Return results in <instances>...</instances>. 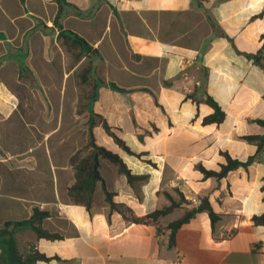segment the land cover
<instances>
[{"label": "crops", "instance_id": "0c3cea01", "mask_svg": "<svg viewBox=\"0 0 264 264\" xmlns=\"http://www.w3.org/2000/svg\"><path fill=\"white\" fill-rule=\"evenodd\" d=\"M65 1L58 22L97 51L87 57L94 113L141 157L112 151L133 174L149 176L137 196L118 168L101 160L113 201L142 217L168 203L164 192L178 199V189L199 202L195 207L208 199L219 219L213 224L207 212L197 213L171 244L166 227L186 206L161 218L157 231L113 211L101 184L90 207L73 201L70 159L78 139L66 144L57 127L43 126L50 115L32 119L29 104L31 116L18 113L36 67L47 63L45 28L58 37L59 3L0 0V229L30 220L34 209L47 212L42 227L59 238L9 227L21 254L50 258L36 264H176L178 256L181 264H264V226L252 220L264 213V153L243 139L264 134L257 122L264 120V0ZM207 96L225 113L222 123H203L214 113ZM100 131L104 142L110 138L100 124L95 137ZM223 153L255 161L220 182L205 179L197 166L219 171Z\"/></svg>", "mask_w": 264, "mask_h": 264}, {"label": "trees", "instance_id": "16d2710c", "mask_svg": "<svg viewBox=\"0 0 264 264\" xmlns=\"http://www.w3.org/2000/svg\"><path fill=\"white\" fill-rule=\"evenodd\" d=\"M19 1L22 4L25 2V0ZM56 1L59 3L60 10L59 14L53 21V25L59 30L58 38L62 40V46L65 47V49L69 52H71L70 50L79 51V53L75 57L76 61L80 60L83 57H88V55L91 53L97 52L96 50L92 49L91 45L84 38L71 30L64 29V27L58 22V16L61 12L62 3L67 4V2L65 0ZM88 74L89 71H86L85 80ZM111 86L115 90L126 92L124 89L119 88L114 83H112ZM188 97L192 98L191 95H189ZM205 102L214 109V113L206 117L203 123H222L225 119V113L221 110L217 103L210 96H207ZM96 118L98 119L96 120ZM89 122L88 143L84 147L76 151L70 159V163L76 170V182L69 189V196L73 201L83 204L86 207H90L93 201L95 188L97 184H101L103 192L105 194L106 202L110 205L113 211L119 212L128 221L151 225L155 227L157 231H160L161 228L159 225L161 218L168 216L176 209L186 206L187 210L184 212L183 216L169 223L166 227V229L170 231L169 240L171 244L174 243L176 232L199 212H207L213 224L218 221L219 215H217L213 211L208 199H202L201 203L197 207H195L192 205V202L186 200L184 195L178 189H175V193L178 195V199H174V197L169 192H164L163 194L168 203L142 217L135 216L132 211L124 204L115 203L113 201L114 194L108 191L105 180L100 172L101 160H107L108 162L115 165L118 168L119 173L126 177L128 184L133 188L137 196H139L137 186L139 184L147 182L149 180V176L133 174L119 154L97 143L94 134V128L100 124L105 134L112 139V141L119 149L123 150L130 156H136L139 158L141 157V155L136 154L130 149L126 142L110 126V124L105 119H103L101 115L94 113V111L91 110ZM257 122L264 127V120H259ZM243 139L249 143H254L257 146L258 153H264V134L244 136ZM223 156L226 159V164L221 165L219 171L207 170L201 165L197 166L198 170L203 174L205 179L215 178L217 182H220L231 171L237 170L239 168H245L255 161V156L250 157L245 162L235 160L231 158V156L227 153H223ZM148 163L152 164L150 161ZM262 190L264 192V185L262 187ZM48 215L49 214L47 212L34 209L33 216L30 220L6 223L5 227L3 229H0V237L3 238L2 241L5 245V248L0 254V264H36L38 261L50 260V258L45 256L44 254L39 253L38 251L32 250L26 255L21 254L18 250L17 241L13 231H9V227L11 226H30V228L40 238H59L58 235L51 234L44 230L42 227V222L48 217ZM252 220L255 225L264 226V213L261 215H255Z\"/></svg>", "mask_w": 264, "mask_h": 264}, {"label": "rangeland", "instance_id": "374dc122", "mask_svg": "<svg viewBox=\"0 0 264 264\" xmlns=\"http://www.w3.org/2000/svg\"><path fill=\"white\" fill-rule=\"evenodd\" d=\"M45 29L49 36L47 63L36 67L35 76L31 74L32 90L30 93L26 90L22 92L28 102H22L18 113L27 118L31 116L27 108L29 104L33 120L50 115L51 123L43 126L47 130L57 127L54 133L64 135L66 144L75 138L79 141V148H82L88 143L90 111H94L92 106L94 81L90 76V62L87 57L81 58L79 62L76 61L75 57L79 51H67L62 46V40L56 38L55 29ZM20 58H24L23 55ZM86 71H89V74L85 80ZM95 111L97 112L98 109ZM101 131L96 134L97 141L110 150L118 149L112 139L106 138L104 142L103 138H100ZM58 135H55L50 143H53ZM66 146L70 147V144Z\"/></svg>", "mask_w": 264, "mask_h": 264}, {"label": "built area", "instance_id": "2783aa9c", "mask_svg": "<svg viewBox=\"0 0 264 264\" xmlns=\"http://www.w3.org/2000/svg\"><path fill=\"white\" fill-rule=\"evenodd\" d=\"M120 1L124 2V1H128V0H120ZM192 202H193V204H198L199 203L196 199H193ZM181 262H182V257L178 256L176 264H181Z\"/></svg>", "mask_w": 264, "mask_h": 264}]
</instances>
